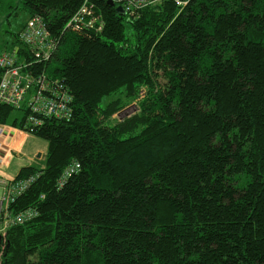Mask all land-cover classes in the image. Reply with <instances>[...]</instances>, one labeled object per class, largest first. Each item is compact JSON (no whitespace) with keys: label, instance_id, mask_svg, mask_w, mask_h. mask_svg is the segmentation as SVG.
Here are the masks:
<instances>
[{"label":"trees","instance_id":"16d2710c","mask_svg":"<svg viewBox=\"0 0 264 264\" xmlns=\"http://www.w3.org/2000/svg\"><path fill=\"white\" fill-rule=\"evenodd\" d=\"M83 1L19 7L56 33ZM88 3L102 32L68 30L35 65L73 111L31 132L44 167L20 170L40 176L10 209L38 215L1 235L0 264H264V0ZM28 115L0 106V124Z\"/></svg>","mask_w":264,"mask_h":264},{"label":"built area","instance_id":"2783aa9c","mask_svg":"<svg viewBox=\"0 0 264 264\" xmlns=\"http://www.w3.org/2000/svg\"><path fill=\"white\" fill-rule=\"evenodd\" d=\"M88 1L84 0L67 22L69 29L63 26L61 31L59 30L63 32L62 34L59 31L52 33L50 25L43 17L39 15L30 17L18 32L13 47L0 54V106H10L21 112L26 108L29 115L24 130L28 133L42 124V117H71L73 111L70 106L71 94L62 88L58 78L50 76L48 70H35V65L47 64L52 60L60 48L63 35L68 30L80 31L82 28H91L102 32L103 23L93 15L94 7ZM112 1L116 5H121L130 17H137L143 8L165 0ZM176 1L181 3V0ZM80 167V163L74 161L62 175L60 185ZM39 176L40 173H37L24 179H15L10 183L1 181L5 185V191L0 195V235H5L9 228L24 224L38 215V211L32 207L14 212L10 209V203L27 191Z\"/></svg>","mask_w":264,"mask_h":264},{"label":"crops","instance_id":"0c3cea01","mask_svg":"<svg viewBox=\"0 0 264 264\" xmlns=\"http://www.w3.org/2000/svg\"><path fill=\"white\" fill-rule=\"evenodd\" d=\"M0 195L5 191L1 181L15 180L23 167L43 166L48 147L38 136L9 124H0ZM39 153L41 156L39 157Z\"/></svg>","mask_w":264,"mask_h":264},{"label":"rangeland","instance_id":"374dc122","mask_svg":"<svg viewBox=\"0 0 264 264\" xmlns=\"http://www.w3.org/2000/svg\"><path fill=\"white\" fill-rule=\"evenodd\" d=\"M20 5V0H5L3 4H0V54L13 47L18 32L30 18V15L19 7ZM136 111L137 106L132 103L129 107L122 110L119 115L116 114L115 117L130 116ZM18 112L22 113L21 111ZM41 140L43 148L46 149L48 141L43 138Z\"/></svg>","mask_w":264,"mask_h":264},{"label":"water","instance_id":"95a60500","mask_svg":"<svg viewBox=\"0 0 264 264\" xmlns=\"http://www.w3.org/2000/svg\"><path fill=\"white\" fill-rule=\"evenodd\" d=\"M109 3L112 5V6H116V4L114 3V1H112V0H109ZM117 8V11L119 12V13H125V11H124V9H123V7L122 6H117L116 7ZM39 157L41 156V153H39V155H38ZM0 239H1V235H0Z\"/></svg>","mask_w":264,"mask_h":264}]
</instances>
